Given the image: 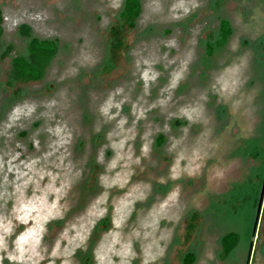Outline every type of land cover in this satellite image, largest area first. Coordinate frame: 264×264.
<instances>
[{
    "label": "rangeland",
    "instance_id": "rangeland-1",
    "mask_svg": "<svg viewBox=\"0 0 264 264\" xmlns=\"http://www.w3.org/2000/svg\"><path fill=\"white\" fill-rule=\"evenodd\" d=\"M140 3L0 0V264H264V0Z\"/></svg>",
    "mask_w": 264,
    "mask_h": 264
},
{
    "label": "trees",
    "instance_id": "trees-1",
    "mask_svg": "<svg viewBox=\"0 0 264 264\" xmlns=\"http://www.w3.org/2000/svg\"><path fill=\"white\" fill-rule=\"evenodd\" d=\"M140 0H124L122 11L119 14L121 24L118 28H112V45L114 49L119 50L123 47L121 40V30H128L135 28V22L141 13ZM2 14L0 11V40L3 35L2 28ZM219 40L217 41L216 48L223 47L232 33V28L228 20H221L219 23ZM19 33L23 37H30V28L27 25H22L19 28ZM207 45L206 52L208 55L213 53L214 47ZM11 48L8 47L3 53L2 57L5 58L10 53ZM57 50V45L54 40H39L37 38H31L27 44V56L16 57L12 60V78L17 82L28 83L39 81L44 72L51 62ZM209 50V51H208ZM163 138L160 137L158 143L161 144ZM238 235L235 233L225 234L221 238V249L223 251L222 257H228L229 254L238 244ZM194 262V256L192 254H186L183 259V264H192Z\"/></svg>",
    "mask_w": 264,
    "mask_h": 264
},
{
    "label": "water",
    "instance_id": "water-1",
    "mask_svg": "<svg viewBox=\"0 0 264 264\" xmlns=\"http://www.w3.org/2000/svg\"><path fill=\"white\" fill-rule=\"evenodd\" d=\"M263 192H264V184H263V188H262L261 195H260V199H259V203H258L257 218H256V222H255L256 225H257L259 210H260V207H261V204H262ZM256 225H255V227H256ZM254 233H255V229H254Z\"/></svg>",
    "mask_w": 264,
    "mask_h": 264
},
{
    "label": "clouds",
    "instance_id": "clouds-1",
    "mask_svg": "<svg viewBox=\"0 0 264 264\" xmlns=\"http://www.w3.org/2000/svg\"><path fill=\"white\" fill-rule=\"evenodd\" d=\"M0 243H2V239H0Z\"/></svg>",
    "mask_w": 264,
    "mask_h": 264
},
{
    "label": "flooded vegetation",
    "instance_id": "flooded-vegetation-1",
    "mask_svg": "<svg viewBox=\"0 0 264 264\" xmlns=\"http://www.w3.org/2000/svg\"><path fill=\"white\" fill-rule=\"evenodd\" d=\"M258 222V221H257Z\"/></svg>",
    "mask_w": 264,
    "mask_h": 264
}]
</instances>
